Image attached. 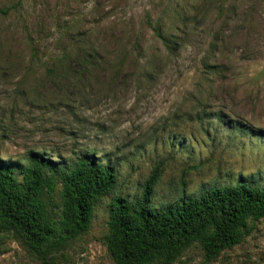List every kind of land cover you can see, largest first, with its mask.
Here are the masks:
<instances>
[{"label":"rangeland","instance_id":"obj_1","mask_svg":"<svg viewBox=\"0 0 264 264\" xmlns=\"http://www.w3.org/2000/svg\"><path fill=\"white\" fill-rule=\"evenodd\" d=\"M14 1L30 32L40 22V50L64 46L47 31L54 19L84 32L98 53L78 78L51 83L37 65L28 68L15 14L0 16V156L23 162L37 151L69 161L92 150L117 177L55 264H113L103 245L107 204L139 196L155 164L152 206L182 189L194 196L248 181L264 190V0H0V7ZM148 21L172 32L171 43ZM249 224L215 259L190 245L173 264H264V217ZM0 264L40 261L0 232Z\"/></svg>","mask_w":264,"mask_h":264},{"label":"trees","instance_id":"obj_2","mask_svg":"<svg viewBox=\"0 0 264 264\" xmlns=\"http://www.w3.org/2000/svg\"><path fill=\"white\" fill-rule=\"evenodd\" d=\"M21 10L19 3L10 2L0 7V16L15 14L28 68L37 65L51 83L59 84L66 77L78 78L97 62L96 47L87 44L84 32L69 33L67 23L59 25L54 19L47 31L55 35L54 43L64 41V46L40 50V22L30 32ZM157 23L147 24L164 45L170 44L172 32ZM158 172L155 164L139 196L116 195L107 204L103 245L113 264H173L190 245L212 260L242 241L251 229L249 222L264 217V190L248 181L210 186L194 196L182 189L174 201L152 206ZM116 179L112 166L99 162L92 150L79 151L69 161L37 151H29L23 162L0 156V232L40 264H55V255L88 229L93 204L115 188Z\"/></svg>","mask_w":264,"mask_h":264}]
</instances>
